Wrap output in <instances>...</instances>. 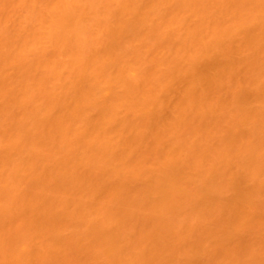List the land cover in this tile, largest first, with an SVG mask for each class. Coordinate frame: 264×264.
I'll return each instance as SVG.
<instances>
[{
  "label": "bare ground",
  "instance_id": "6f19581e",
  "mask_svg": "<svg viewBox=\"0 0 264 264\" xmlns=\"http://www.w3.org/2000/svg\"><path fill=\"white\" fill-rule=\"evenodd\" d=\"M0 264H264V0H0Z\"/></svg>",
  "mask_w": 264,
  "mask_h": 264
}]
</instances>
